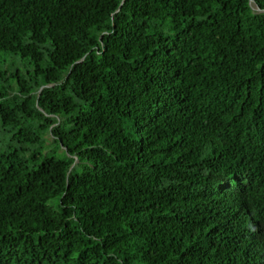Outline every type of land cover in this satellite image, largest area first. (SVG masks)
<instances>
[{
  "label": "trees",
  "instance_id": "trees-1",
  "mask_svg": "<svg viewBox=\"0 0 264 264\" xmlns=\"http://www.w3.org/2000/svg\"><path fill=\"white\" fill-rule=\"evenodd\" d=\"M0 264H264V0H0Z\"/></svg>",
  "mask_w": 264,
  "mask_h": 264
}]
</instances>
